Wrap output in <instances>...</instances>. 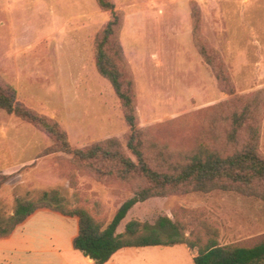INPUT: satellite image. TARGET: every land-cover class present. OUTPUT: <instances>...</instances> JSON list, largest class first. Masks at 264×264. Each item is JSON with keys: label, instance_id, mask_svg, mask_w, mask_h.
<instances>
[{"label": "rangeland", "instance_id": "374dc122", "mask_svg": "<svg viewBox=\"0 0 264 264\" xmlns=\"http://www.w3.org/2000/svg\"><path fill=\"white\" fill-rule=\"evenodd\" d=\"M121 14L117 39L125 78L133 81L139 126L154 150L180 158L200 140L224 148L226 116L256 99L259 151L264 156V0H112ZM95 0H0V82L18 102L57 123L73 147L108 137L125 143L123 110L95 67V38L108 21ZM202 49L210 60L202 54ZM219 69L228 77L217 78ZM148 144V145H150ZM43 130L0 109V224L19 200L56 188L103 224L139 187L138 173L118 178L79 167L54 150ZM180 223L202 241L217 232L220 245L264 238V200L237 191L187 190L135 205L122 220L158 226V217ZM75 217L41 208L0 238V264H96L72 245ZM196 248L184 243L124 247L103 264H193Z\"/></svg>", "mask_w": 264, "mask_h": 264}, {"label": "trees", "instance_id": "16d2710c", "mask_svg": "<svg viewBox=\"0 0 264 264\" xmlns=\"http://www.w3.org/2000/svg\"><path fill=\"white\" fill-rule=\"evenodd\" d=\"M99 9L108 11L110 17L95 38L94 59L98 73L111 85L123 110L128 128L125 143L117 137L95 141L83 148L73 147L57 123L23 107L10 85L0 82V109L15 114L43 130L54 141L55 151L69 154L75 163L97 175L111 174L112 170L100 165L112 164L118 178L125 180L133 173L144 177L149 186L133 191L115 211L111 220L103 224L80 205H69L56 188L45 190L37 198L23 199L16 203L13 214L0 224V238L8 237L15 227L23 223L36 210L45 208L65 217H75L77 232L72 238L75 249L96 264L105 263L116 251L124 247L175 245L184 243L196 248L193 264H264V238L252 244L220 245L217 232L206 241L196 235L182 234L180 223L169 216L158 217V226H149L139 219L128 220L119 230L122 220L138 203L155 196L184 193L187 190L209 192L215 189L237 191L264 200V156L259 151L260 123L255 112L256 99L242 100V106L226 116L222 134L224 148L200 140L196 147L180 158H172L165 150H154L155 143H148L139 126L134 106L133 81L126 77L121 65L124 61L117 39L122 17L112 0H95ZM202 54L210 56L202 49ZM217 78L228 81L219 69ZM227 83V82H226ZM150 144V145H148ZM0 172V187L6 181Z\"/></svg>", "mask_w": 264, "mask_h": 264}]
</instances>
